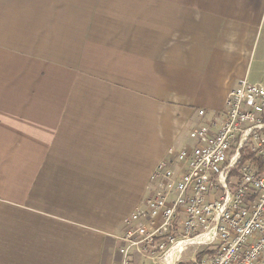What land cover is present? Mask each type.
<instances>
[{
  "label": "crops",
  "instance_id": "obj_1",
  "mask_svg": "<svg viewBox=\"0 0 264 264\" xmlns=\"http://www.w3.org/2000/svg\"><path fill=\"white\" fill-rule=\"evenodd\" d=\"M245 79L264 0H0V264L117 262L158 163Z\"/></svg>",
  "mask_w": 264,
  "mask_h": 264
},
{
  "label": "built area",
  "instance_id": "obj_2",
  "mask_svg": "<svg viewBox=\"0 0 264 264\" xmlns=\"http://www.w3.org/2000/svg\"><path fill=\"white\" fill-rule=\"evenodd\" d=\"M223 114L191 132L193 149H170L158 163L151 195L115 237L120 259L111 264L136 255L153 264H264V167L241 162L249 144L264 163V85L242 80ZM190 246L214 254L184 260Z\"/></svg>",
  "mask_w": 264,
  "mask_h": 264
},
{
  "label": "trees",
  "instance_id": "obj_3",
  "mask_svg": "<svg viewBox=\"0 0 264 264\" xmlns=\"http://www.w3.org/2000/svg\"><path fill=\"white\" fill-rule=\"evenodd\" d=\"M249 161L250 163L253 164V166H256L258 167V170L259 171H262L263 172V167H264V163H263V160L262 159H259L257 158L256 155H254L250 149H249V144H247L244 148H243V151H242V163H245ZM238 170V168H237ZM235 170V172L237 171ZM214 254V251L213 250H210V249H205L203 252H201L198 257H203L205 255H210L212 256Z\"/></svg>",
  "mask_w": 264,
  "mask_h": 264
},
{
  "label": "rangeland",
  "instance_id": "obj_4",
  "mask_svg": "<svg viewBox=\"0 0 264 264\" xmlns=\"http://www.w3.org/2000/svg\"><path fill=\"white\" fill-rule=\"evenodd\" d=\"M189 130L190 129H187V131L185 132L186 133V137L189 139V144H193V141L195 142V144L197 145L198 143H197V141L196 140H194V139H191L190 138V133H189ZM194 144V146H196ZM193 146V145H192ZM194 146H193V148H194ZM192 148V149H193ZM205 248L202 246V247H194V246H190L184 253H183V258H184V260L185 259H188L190 256H192V255H196V254H198L199 252H201V251H203ZM136 262V263H135ZM132 264H153L150 260H148V259H146V258H142V257H140V256H135L134 257V260H133V262H132Z\"/></svg>",
  "mask_w": 264,
  "mask_h": 264
}]
</instances>
